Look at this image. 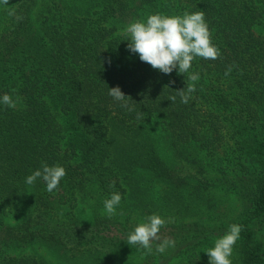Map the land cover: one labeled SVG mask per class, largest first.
<instances>
[{"label":"trees","instance_id":"trees-1","mask_svg":"<svg viewBox=\"0 0 264 264\" xmlns=\"http://www.w3.org/2000/svg\"><path fill=\"white\" fill-rule=\"evenodd\" d=\"M198 11L218 59L164 74L128 50L130 23ZM5 94L17 103L0 102V264H209L231 224L243 226L232 264H264V0H15L0 19ZM42 164L66 171L52 192L26 183ZM153 214L175 247L146 255L127 235Z\"/></svg>","mask_w":264,"mask_h":264},{"label":"clouds","instance_id":"clouds-1","mask_svg":"<svg viewBox=\"0 0 264 264\" xmlns=\"http://www.w3.org/2000/svg\"><path fill=\"white\" fill-rule=\"evenodd\" d=\"M0 3L7 5L8 0H0ZM125 32L130 36L128 50L138 54L140 61L164 74H170L177 68L179 74L187 73L192 66V61L197 57L205 60H216L220 57L219 49L212 44L211 33L205 22L203 11L191 14L185 12L182 16H166L159 13L149 15L146 22L130 23ZM230 72L231 68L225 75H229ZM199 79L198 73L190 74L188 76L190 83L187 84L186 91L185 88L176 91L181 97V102H188V94L196 91L195 82ZM170 83L175 82L170 81ZM109 95L116 101H123L122 106L129 111L133 110L128 104L131 98L126 97L118 86L109 89ZM175 99V96L170 97L172 102H175ZM0 102L10 108H15L17 103L8 94L3 95ZM142 115V112L138 114L137 119H140ZM65 175L66 171L62 166L50 167L42 164V171L36 170L26 177V183L33 185L37 178H42L47 191L52 192L58 188ZM121 199V195L114 192L104 201V210L109 217L116 215V208ZM166 223L168 221L156 214L145 217L144 221L127 235V244L145 249L147 255L152 253L153 241H158L155 250L163 254L167 248L175 247L173 239H162L159 235L160 229ZM242 229V225L231 224L228 231L215 240L214 247L205 252L209 257V264H232L230 257Z\"/></svg>","mask_w":264,"mask_h":264},{"label":"rangeland","instance_id":"rangeland-1","mask_svg":"<svg viewBox=\"0 0 264 264\" xmlns=\"http://www.w3.org/2000/svg\"><path fill=\"white\" fill-rule=\"evenodd\" d=\"M15 0H8V4L7 5H4L2 3H0V19L2 17V13L3 11L10 5L14 2ZM260 32V31H259ZM259 32H257L259 34ZM261 33V32H260ZM153 127L154 131L156 132L157 134V139H158V143H159V147L161 149V154L166 157V159L168 161H171L172 159V156H173V152L169 149V143H168V139L166 137V134L163 132L164 131V126L163 124L158 120V121H153L151 123V128ZM202 158V157H201ZM215 178V177H213ZM221 183V182H220ZM219 195H220V191H219ZM221 196V195H220ZM229 202L233 204H237L238 201H237V195L236 193L232 192V195L229 197L228 199ZM84 213H86V210L85 208L83 209ZM238 216H241V218H243V214L239 215L237 212H236V216L234 218V221L235 219L238 217ZM28 252L29 251H32L33 249L30 248V249H27ZM34 252V251H33ZM47 251H45V248H42L39 250V254L41 255V257L47 259L48 261L50 260H53L55 261V257L52 253H48Z\"/></svg>","mask_w":264,"mask_h":264}]
</instances>
